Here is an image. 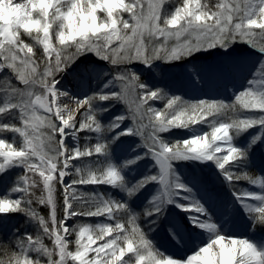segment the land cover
<instances>
[{
	"label": "snow or ice",
	"instance_id": "snow-or-ice-1",
	"mask_svg": "<svg viewBox=\"0 0 264 264\" xmlns=\"http://www.w3.org/2000/svg\"><path fill=\"white\" fill-rule=\"evenodd\" d=\"M5 2L15 15L0 16V79L7 83L0 103V134H19L20 143L0 135V172L16 166L24 174L0 196V214L23 213L37 233L16 236L14 245H0V264H264V247L221 234L209 210L198 199L182 195L192 189L174 170V162L211 161L229 186L246 180L264 188V177H254L244 167L249 152L264 139V0H178L171 10L166 8L169 0H0ZM234 44H246L259 59L231 103L187 101L144 78L146 73L153 81L162 79L161 65L204 54L214 58L210 69L224 74L237 62ZM86 53L107 62L110 72L103 74L108 79L99 91L81 99L61 91L57 77ZM136 65L142 68L137 71ZM60 97L73 98L75 107L61 106ZM161 100H166L163 109L153 106ZM102 102L109 103L105 107ZM115 103L123 110L103 123L100 116ZM41 110L43 115H37ZM229 112L232 117L224 119ZM125 121L128 125L112 140L105 139ZM41 125L47 135L37 143ZM201 125L210 127V133H201ZM174 128L192 134L166 140L162 134ZM249 129L257 131L239 147L235 138ZM83 132L96 134V142L84 149L69 147L66 136L75 139ZM133 135L145 151L117 166L108 158L109 145ZM93 156L94 168L76 163ZM145 156L156 171L125 185L120 168ZM65 177L74 178L65 182ZM149 183L157 190L136 212L128 199ZM57 185L63 197L59 219ZM84 185L120 187L126 198L103 191L85 193L79 187ZM230 190L253 225H264V191ZM12 193L19 195L12 198ZM177 196L188 203H179ZM169 203L188 213L193 229L207 234V242L184 259L157 249L139 222L141 217L158 218ZM34 205L47 208V217ZM75 217H102L106 222L69 223ZM150 223L155 227L154 220Z\"/></svg>",
	"mask_w": 264,
	"mask_h": 264
},
{
	"label": "rangeland",
	"instance_id": "rangeland-1",
	"mask_svg": "<svg viewBox=\"0 0 264 264\" xmlns=\"http://www.w3.org/2000/svg\"><path fill=\"white\" fill-rule=\"evenodd\" d=\"M176 0H169L166 8L171 10L174 8ZM22 2V0H18ZM27 40L29 39L28 37ZM232 48L237 54V62L233 64L230 70L224 74H218L210 69V65L213 64L214 58L210 57H191L187 61L189 64L183 62L174 64V65H161L165 70L163 78L157 77L155 81H163L168 92L172 94H179L183 97L193 98L196 97V100L199 99H216L215 97L220 95L233 96V93L239 92L246 84L247 79L251 76L252 71L255 69L256 64L259 59V54L255 53L252 49L248 48L246 44H234ZM196 62V63H194ZM159 63V62H157ZM74 67L70 68V65L58 75L59 83L66 84L68 89H71L76 93L78 98H83L85 96L91 95L93 92L99 91L102 85L106 82L108 77L103 74L110 72V68L105 61L97 60L94 58H79L75 63ZM136 70L139 71L142 68L141 65H136ZM195 74V75H194ZM196 76L199 77V80L196 79ZM146 81L151 83L153 80L146 73L144 74ZM7 87V83L0 79V103L4 100L3 89ZM65 87V86H64ZM34 91H39L34 89ZM107 91V89H105ZM191 95V96H188ZM35 97H33L34 99ZM224 98V97H222ZM231 103L232 101H228ZM109 102H102V106H107ZM166 100L154 101L152 102L153 106L158 109H163ZM117 109V110H116ZM123 110V105L115 103L109 110L103 113L100 116V119L103 123L107 124L113 116L118 115ZM108 113V114H107ZM107 114V115H106ZM37 115H43L42 110L37 113ZM230 115L224 117H232ZM7 119V118H6ZM128 121H125L121 124L120 129L108 132L105 134L106 140H112V137L116 135L117 131L122 130L128 125ZM201 133L211 131L210 127L200 126ZM257 129H249L247 132L238 135L235 138L234 143L239 147H244L248 143V139L251 135H254ZM192 132L185 129L174 128L168 133H163L162 135L168 141L175 142L176 140H182L188 138ZM47 129L44 126H39L36 130L37 143H40L41 139L46 138ZM83 135V136H82ZM94 133L83 132L79 133L78 136L72 141H68L67 144L69 147L81 146L84 143L82 137H93L96 142ZM167 135V136H166ZM13 137H15V143L19 145L20 137L19 134H12L10 132L3 134V138L7 139L9 142H13ZM59 139V137H57ZM140 144V139L136 136H120L117 140L113 141L110 145L113 146V151L110 154L108 152V158L120 166L122 162L133 159L135 156L140 155L144 152L143 147H137ZM109 145V146H110ZM115 145V146H114ZM97 157L93 156L91 158H84L82 161H77V165L84 167L88 166L91 168L95 167V161ZM249 163L245 165L254 177L259 175L264 177V139L260 142L258 147H255L254 151L249 152L248 155ZM174 170L179 176L182 183L187 185L192 189L190 193H182L183 196H191L195 199H198L209 212H221V211H230L234 213V221L230 219L228 223L220 220V227L218 230L221 234L226 236H232L234 238L243 239L246 238L255 245L262 244L264 241V225H253L252 220L248 215L245 214L241 205L236 201V198L233 196L230 188H235L239 192L245 190L253 192L264 191V188H259L258 185H250L248 181L241 180L235 184L229 186L225 182L224 177L216 169L215 165L211 162H198L194 160L189 161H179L174 162ZM121 174L124 177L125 185H131L138 181L142 176H146L150 172H155L156 169L153 166V161L150 157L145 156L140 160H136L131 165H126L120 168ZM23 168L12 166L6 169L5 172H0V181L3 178H11V187L13 186V181H16L17 177L23 175ZM15 175V176H14ZM12 178L13 179L12 181ZM73 177H65V182ZM56 190V201H57V218L61 212V207L63 203V197L61 195V190L59 186ZM81 191L85 193H92L93 191H103L107 192L111 196L118 199H125V192L121 190L120 187H109L106 185H84ZM42 188V186H41ZM9 188H7L8 194ZM157 190V185L155 183L146 184L142 189L136 192L130 199L128 203L130 207L136 212H141L149 198ZM35 191L41 194V189L37 188ZM39 194V195H40ZM14 198L19 194L12 193ZM178 199L181 204L188 203L187 200L181 199L179 196L174 197ZM39 206L41 208L40 212L42 215L44 212L48 213V209ZM81 203L77 204V208L81 207ZM94 210V209H93ZM63 211V208H62ZM163 214L157 217H141L140 224L148 234V238L151 239L157 249L165 253L168 256L178 259V255L184 254L185 256L190 255L194 252L197 246H200L207 242V234L202 232L200 229L196 228L193 231L190 227L187 226L186 221H188V213L181 211L180 208L176 207L174 203L166 204L162 209ZM14 212L0 214L2 221L0 222L1 226H5L7 223L10 224L15 219H18L17 214ZM63 217V213L61 218ZM221 219L223 217H220ZM155 221V227L150 223V221ZM238 221V222H237ZM25 221L26 227H32L37 231L35 224ZM106 222L104 218L100 217H75L69 223L71 224H80V225H95L97 223ZM217 224V221H215ZM219 224V221H218ZM22 226V225H21ZM24 229L25 226H23ZM172 230L176 233V237L170 234L169 230ZM75 237H70L74 239ZM49 241V240H48ZM51 243V241H49ZM74 245V244H73ZM182 258V257H181ZM180 258V259H181Z\"/></svg>",
	"mask_w": 264,
	"mask_h": 264
},
{
	"label": "trees",
	"instance_id": "trees-1",
	"mask_svg": "<svg viewBox=\"0 0 264 264\" xmlns=\"http://www.w3.org/2000/svg\"><path fill=\"white\" fill-rule=\"evenodd\" d=\"M207 2L209 3V4H215L216 2H217V0H207ZM176 3H178V0H176L175 1V4ZM26 40H27V38H25ZM38 56H39V53H38ZM201 56H204V57H210L209 55H207V54H204V55H197V56H195V57H201ZM195 57H193V58H195ZM79 58H94V59H97V60H100V59H98L94 54H91V53H86V54H83V55H81L80 57H78L73 63H75ZM191 58V57H190ZM102 61V60H101ZM178 62H183V61H178ZM72 63V64H73ZM175 63H177V62H175ZM106 64H107V62H106ZM70 65H71V63H70ZM109 66V65H108ZM110 68V67H109ZM145 80H146V78H145ZM146 82H148V81H146ZM163 81H152L151 83H149L151 86H158V87H165V85L164 84H166V83H162ZM177 95H179V94H177ZM181 96V95H180ZM188 96H191V95H188ZM183 97V96H182ZM222 97H224V98H222ZM185 100H187V101H191V102H195V101H197L196 100V97H193V98H188L187 99V97H183ZM216 98V100H221V99H226V100H228V101H232V99H234V97L232 96V95H230V96H227V95H220V98L218 97V96H216L215 97ZM117 110V109H116ZM108 114V113H107ZM106 114V115H107ZM228 116L230 115V112L227 114ZM3 134H5V133H2V134H0V135H3ZM83 136V135H82ZM167 136V135H166ZM82 139H84V143H83V145H81V146H79L81 149H84L85 147H86V145H88L89 143H92V144H94L95 143V140L93 139V137H91V139L89 140V139H86V138H84V137H82ZM166 140H167V137H166ZM17 145V144H16ZM18 146V145H17ZM115 146V145H114ZM112 151H113V146H109V152H110V154L112 153ZM29 175H31V174H29ZM15 176V175H14ZM74 178V177H73ZM13 179H15V178H12V181H13ZM37 179H38V177H37ZM11 180V178H3V180L2 181H0V196H4L5 194H7V188H11V182H8V181H10ZM16 181H13V184L15 183ZM42 186V185H41ZM58 190H59V186H58ZM35 193H36V196H39V192H37V191H35ZM12 196V198H14L13 197V195H11ZM34 207H36V209H37V211L41 214V212H40V210H41V208L39 209V206L38 205H34ZM62 213H63V211H62V207H61V212H60V215H59V218H61V215H62ZM14 214H17V215H19L18 216V219H15V220H13L12 222H10V224H6L5 226H1L0 225V245H9V244H13L14 245V243H15V239H16V236H20V235H24L25 233H30V234H33V236H35L36 235V233H37V231L36 230H34V229H31L32 227H26V224H25V221H27L28 220V217H26L23 213H21V212H14ZM14 214H11L12 216L14 215ZM43 214H45L44 216L45 217H47V212H44ZM42 215V214H41ZM2 221V219H1V217H0V222ZM29 223V222H28ZM22 225V226H21ZM23 226H25V228L26 229H24V227ZM75 239V238H74ZM74 239H71V240H74ZM50 241V240H49ZM48 241V239L47 238H45V240H44V243L46 244V245H48L49 247H51L52 246V244L50 243ZM72 247L74 248V245H72Z\"/></svg>",
	"mask_w": 264,
	"mask_h": 264
},
{
	"label": "bare ground",
	"instance_id": "bare-ground-1",
	"mask_svg": "<svg viewBox=\"0 0 264 264\" xmlns=\"http://www.w3.org/2000/svg\"><path fill=\"white\" fill-rule=\"evenodd\" d=\"M183 62L185 63V61H183ZM183 62H177V63H174V64H177L178 65L179 63H183ZM186 63L189 64L190 62L186 61ZM194 63H196V62H194ZM58 87L61 89V91H65V92L69 93L71 96L78 98L77 95H76V93H74V91H72L71 89H68V87H67L66 84H63L61 82V83L58 84ZM60 104H61V106L68 105L70 108H74L75 107V104L73 103V98H69V97H60ZM72 140H73V136L72 135L66 136V143L68 141H72ZM178 201H180V200H178ZM235 212H236V209L233 212H230V211H221V212H210V214L212 215V220L214 222L217 221V225H219V227H220V225H221L220 220H223V223L224 222L228 223L227 221H230V219L234 218L233 215H234ZM220 217H223V218L221 219ZM218 221H219V224H218ZM232 221H234V219H232ZM186 224H187L188 227L192 226L191 224L188 223V221H186ZM190 228L193 231L196 232V230L193 229V226L190 227ZM257 246L258 247H264V241H263L262 244H259ZM177 257H178V259H180L181 257H182L181 259L186 258L185 253L184 254H181V255H178Z\"/></svg>",
	"mask_w": 264,
	"mask_h": 264
},
{
	"label": "clouds",
	"instance_id": "clouds-1",
	"mask_svg": "<svg viewBox=\"0 0 264 264\" xmlns=\"http://www.w3.org/2000/svg\"><path fill=\"white\" fill-rule=\"evenodd\" d=\"M9 15H15V10L10 9L7 3H0V16L7 18Z\"/></svg>",
	"mask_w": 264,
	"mask_h": 264
}]
</instances>
